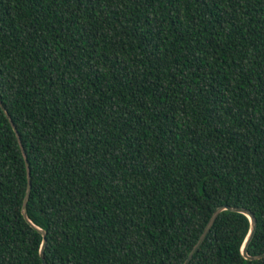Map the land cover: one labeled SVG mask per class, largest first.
<instances>
[{
  "label": "trees",
  "instance_id": "1",
  "mask_svg": "<svg viewBox=\"0 0 264 264\" xmlns=\"http://www.w3.org/2000/svg\"><path fill=\"white\" fill-rule=\"evenodd\" d=\"M0 98L48 264H184L244 207L264 253V0H0ZM0 105V264H43ZM226 209L188 264H264Z\"/></svg>",
  "mask_w": 264,
  "mask_h": 264
},
{
  "label": "water",
  "instance_id": "2",
  "mask_svg": "<svg viewBox=\"0 0 264 264\" xmlns=\"http://www.w3.org/2000/svg\"><path fill=\"white\" fill-rule=\"evenodd\" d=\"M0 105L1 107L4 109L6 115L9 117V121H11L15 131H16V134H17V137H18V141H19V144H20V147H21V150L24 154V157L26 159V164H27V172H28V185H27V191H26V195L24 197V201H23V206H22V212H23V215L24 217L26 218V220L31 223V225L33 227H35L38 231H40L42 233V235L44 236L43 238V243H42V246H41V250H40V254H41V257H42V260H43V264H48L46 262V259H45V247L47 245V237H46V231H44L42 228H40L39 226H37L36 224H34L32 222V220L29 218L28 216V209H27V204H28V200H29V196H30V193H31V188H32V181H31V169H30V165H29V162H28V157H27V154L25 152V147L23 145V142H22V138H21V135L19 134V131L16 127V125L14 124V122L12 121V118L11 116L9 115L5 105L3 104V101L2 99L0 98ZM226 209H229V210H233V211H238V212H242L244 214H246L250 220H251V227H250V231L248 232V235L244 241V244L242 246V252H243V255L248 258V259H260L262 257H264V253H261V254H257V255H250L248 253V245L252 239V237L254 236L253 233H255V230H256V226H257V220H256V217H255V214L247 209V208H244V207H233V206H230V205H221L219 206L212 214L211 218L209 219L205 229L203 230V232H201L202 234L200 235V237L198 238V241L196 242V244L194 245V247L192 248V250L190 251L188 257L186 258L184 264H188L192 257L194 256V254L199 250L201 244L203 243V241L205 240L208 232L211 230L213 224L215 223L217 217L219 216V214L226 210Z\"/></svg>",
  "mask_w": 264,
  "mask_h": 264
}]
</instances>
